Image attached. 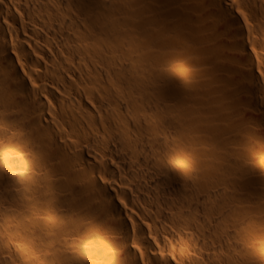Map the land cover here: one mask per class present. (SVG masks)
I'll return each instance as SVG.
<instances>
[{
    "label": "bare ground",
    "instance_id": "bare-ground-1",
    "mask_svg": "<svg viewBox=\"0 0 264 264\" xmlns=\"http://www.w3.org/2000/svg\"><path fill=\"white\" fill-rule=\"evenodd\" d=\"M0 264H264V0H0Z\"/></svg>",
    "mask_w": 264,
    "mask_h": 264
},
{
    "label": "rangeland",
    "instance_id": "rangeland-1",
    "mask_svg": "<svg viewBox=\"0 0 264 264\" xmlns=\"http://www.w3.org/2000/svg\"><path fill=\"white\" fill-rule=\"evenodd\" d=\"M255 44H256V45H255ZM254 45H255L256 47H255ZM253 46H254L255 48H257V47H258V43H256V41H255V42L253 43Z\"/></svg>",
    "mask_w": 264,
    "mask_h": 264
}]
</instances>
